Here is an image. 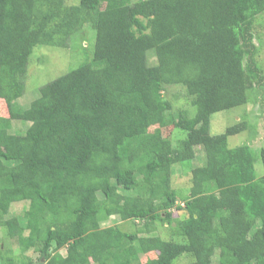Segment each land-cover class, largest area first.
Instances as JSON below:
<instances>
[{
    "label": "trees",
    "instance_id": "1",
    "mask_svg": "<svg viewBox=\"0 0 264 264\" xmlns=\"http://www.w3.org/2000/svg\"><path fill=\"white\" fill-rule=\"evenodd\" d=\"M262 26L264 0H0L6 236L41 264H264V172L251 145L228 142L249 125L210 130L214 113L264 84ZM91 28L93 54L23 107L34 49L69 48ZM176 85L189 100L177 112ZM13 120L29 122L24 134L11 133ZM175 129L176 143L165 132ZM198 147L206 163L178 203L173 167ZM260 159L264 169V147ZM18 202L27 208L8 217ZM113 215L143 227L104 226ZM2 252L0 264H37Z\"/></svg>",
    "mask_w": 264,
    "mask_h": 264
},
{
    "label": "rangeland",
    "instance_id": "2",
    "mask_svg": "<svg viewBox=\"0 0 264 264\" xmlns=\"http://www.w3.org/2000/svg\"><path fill=\"white\" fill-rule=\"evenodd\" d=\"M86 29H88V27ZM86 29L80 31L79 33H75L72 36L69 48L39 45L34 49V52L30 56L31 64L27 71L24 96L19 99V103L23 105V107H29L31 102L39 96V89L42 85L58 78L74 68H77L81 63H83L85 60H81L83 58L82 53H85V56L90 52L93 54L96 32L93 28H91L92 30ZM259 29L262 41L258 59L264 68V26L259 27ZM84 33L87 36H85ZM82 38H84V45L82 44ZM154 62L155 57L154 54L151 53L149 54V63L154 64ZM168 91L169 93H172L170 94V97H173L171 99H173V108L175 112L179 109L187 107L189 100L186 99V93L182 87L179 85L170 86ZM176 93H179L180 96L174 97L173 95ZM0 105H3V111L1 113L8 115L7 107L2 99H0ZM240 121H246L249 128L236 135L230 136L228 139L229 145L232 147L245 143L251 145L254 149L256 157L255 167L257 173L261 175L264 172L260 159V149L264 147V84L257 86L249 103L231 108L229 110L214 113L211 119V133L218 134L225 132L228 126L234 125ZM28 127L29 122L13 120L11 133L24 134ZM165 132L167 135H171L174 143H176L183 134V132L176 129L173 133H168V130H165ZM205 163V152L201 147H198L196 148L195 158L186 163V166L176 164L173 167V188L176 190L177 194L180 195L178 203L181 202L182 197L185 196L190 189L191 168ZM26 205L27 204L25 202L12 204L8 217L26 209ZM174 213L175 215L177 214L176 211H174ZM103 225H117L124 230L135 232L138 227H143V221L137 219L122 220L117 215H113L105 220ZM155 226L160 227L162 225H160V223H156ZM6 233V228L4 226L0 227V259L4 254L2 252L3 249L12 251L15 255L29 257L34 263L41 264L38 261L39 254L33 248L21 253L18 242L8 238ZM26 233H28V231H26ZM140 234H142V232ZM184 261V263H186V260Z\"/></svg>",
    "mask_w": 264,
    "mask_h": 264
}]
</instances>
